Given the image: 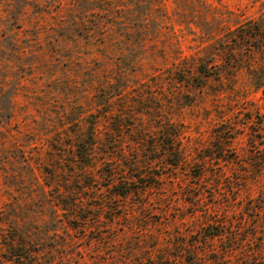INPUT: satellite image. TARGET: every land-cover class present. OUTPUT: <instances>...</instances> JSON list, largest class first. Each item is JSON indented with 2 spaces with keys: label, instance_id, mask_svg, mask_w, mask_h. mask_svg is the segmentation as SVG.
I'll return each mask as SVG.
<instances>
[{
  "label": "rangeland",
  "instance_id": "1",
  "mask_svg": "<svg viewBox=\"0 0 264 264\" xmlns=\"http://www.w3.org/2000/svg\"><path fill=\"white\" fill-rule=\"evenodd\" d=\"M20 8L0 0L2 264L264 258V93L232 41L264 0Z\"/></svg>",
  "mask_w": 264,
  "mask_h": 264
},
{
  "label": "trees",
  "instance_id": "2",
  "mask_svg": "<svg viewBox=\"0 0 264 264\" xmlns=\"http://www.w3.org/2000/svg\"><path fill=\"white\" fill-rule=\"evenodd\" d=\"M27 0H12L13 3V9L12 15L16 17L20 11V7L26 3ZM235 36L232 38V41L234 45L240 43L245 44L247 47V54H248V61L246 65V71L248 74L249 82L255 87L260 88L264 93V22L260 24V21H249L246 24H240L235 28ZM234 52V54H237V51L231 48L229 53ZM254 53H257L258 58L257 60L251 59L250 57L254 55ZM235 59H239L238 56H234ZM210 66L207 67L208 64L206 63H199L197 65V70L200 72H203L205 74H212L209 72L208 69H218L217 64L214 62H211ZM220 69V68H219ZM216 76H219L221 72L216 71ZM264 124V122H263ZM92 134V131L91 133ZM92 140L91 136H89ZM88 144H91V142H88ZM90 147L86 146L85 153L88 155V151ZM87 156L85 155V159ZM124 193V192H120ZM0 264H2V261L0 260ZM155 264H173L167 260H159ZM187 264H200L198 261H193L192 258L187 259ZM211 264H264V258H244L240 260L230 261L227 262L225 260H213Z\"/></svg>",
  "mask_w": 264,
  "mask_h": 264
}]
</instances>
